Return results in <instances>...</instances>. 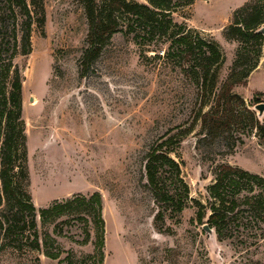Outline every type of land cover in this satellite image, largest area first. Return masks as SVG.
Returning <instances> with one entry per match:
<instances>
[{
    "label": "rangeland",
    "instance_id": "obj_1",
    "mask_svg": "<svg viewBox=\"0 0 264 264\" xmlns=\"http://www.w3.org/2000/svg\"><path fill=\"white\" fill-rule=\"evenodd\" d=\"M38 1L45 21L41 26L33 19L28 54H22L23 12L0 4V109L2 92L7 95L18 76L21 113L15 122L25 136L26 177L17 179L35 209L100 193L101 264H264V220L251 215L244 201L260 188L241 192L228 223L211 227L212 234L203 229L213 201L208 187L218 165L264 178V138L249 115L257 117L255 105L264 103V33L248 41L226 36L240 9H260L264 0H194L173 11L175 23L194 31V37L213 41L221 52L206 92L195 72L185 74L164 57L167 40L157 45L147 41L141 48L122 32L80 75L88 31L82 2ZM262 28L264 22L257 31ZM247 69L246 83L232 89L239 98L233 109L240 116L223 134L208 135L201 115L213 105L224 80ZM259 117L264 121V113ZM4 126L1 120L0 146ZM154 148L169 151L177 164L162 167L157 181L160 191L181 203L180 211L158 201L148 184L145 165ZM6 208L3 196L0 213ZM199 209L205 212L202 222L197 220ZM81 214L84 219L64 214L45 224L36 217L40 249L30 239L4 238L0 229V264H99V229L91 214ZM45 234L55 241L49 250L61 249L59 258L44 255Z\"/></svg>",
    "mask_w": 264,
    "mask_h": 264
},
{
    "label": "trees",
    "instance_id": "obj_2",
    "mask_svg": "<svg viewBox=\"0 0 264 264\" xmlns=\"http://www.w3.org/2000/svg\"><path fill=\"white\" fill-rule=\"evenodd\" d=\"M80 1L84 6L88 22L87 45L80 59V75L85 76L91 70L111 37L116 32H122L132 35L136 44L141 48L147 41L157 45L162 40H167L169 43L164 51V57L178 63L185 74L190 73L191 76H194L195 72L198 83L201 85V91L206 92L207 81L214 79L215 69L222 61L221 52L213 41L208 42L198 36L194 37V31L182 24L175 23L172 15L178 6L189 5L194 0H187L182 4L181 0H146L147 3L132 0ZM0 4L9 8H20V11L23 12L25 20L22 23V54H28L30 51V27L33 19L38 21L41 26L45 21L41 1L1 0ZM262 10H264L263 5L260 6V9L256 5H248L240 9L241 16L234 20L233 25H230L226 36L241 41L261 37V32L257 31V27L264 22V17L261 16ZM141 56H145L143 52ZM156 56L161 57L159 54ZM195 69L197 70L194 71ZM248 72L247 69L237 74L231 73L221 84L211 108L201 115L203 128L208 135L223 134L240 116L233 109L239 98L232 93V89L237 84L246 83ZM211 84L214 86L215 81H212ZM21 87L20 78L15 76L12 90L7 95L2 92L1 99L3 107L0 109V122L4 120L5 132L0 146V202L4 196L7 207L5 212L0 213L2 236L7 239L14 237L20 241L23 238L30 239L33 247L40 249L36 217H39L45 224L48 220L64 214H78V218L84 219L81 214L84 211L93 216L99 229L95 247L99 254V264H101L104 257V220L100 193H93L89 197L76 195L62 202L55 201L49 207L36 210L30 202L29 194L18 182L22 176L26 177L23 165L25 136L21 129H17L15 122L20 118L21 113ZM9 103L12 107L7 108L6 105ZM249 115L252 126L258 129L259 135L264 138V121L260 119L259 115L254 117V114L250 112ZM165 165L177 167L174 159L169 156V151L152 149L147 154L146 178L158 201L169 202L174 205L176 210L180 211L181 203L177 202L169 192L158 189V174ZM256 187L261 190L252 195H245L244 201L248 204L251 215L264 220V178L228 164L218 165L214 182L208 187L209 195L213 200L210 205L211 214L208 218L209 227L219 228L221 224L228 223L232 218L231 215L239 206L241 192L243 190L253 192ZM204 217L205 212L199 209L197 220L202 222ZM88 234L89 232L86 230L87 238ZM54 242L50 235L45 234L43 253L49 258L57 259L61 255V249L56 247V250L52 251L47 248L50 244L54 245Z\"/></svg>",
    "mask_w": 264,
    "mask_h": 264
},
{
    "label": "water",
    "instance_id": "obj_3",
    "mask_svg": "<svg viewBox=\"0 0 264 264\" xmlns=\"http://www.w3.org/2000/svg\"><path fill=\"white\" fill-rule=\"evenodd\" d=\"M260 32L264 33V28H262V29L260 30ZM255 109L258 111L259 115H262V114L264 113V103L261 102V103L256 104V105H255ZM203 229H204L206 232L210 233V234L213 233L212 228H210L208 224H204V225H203Z\"/></svg>",
    "mask_w": 264,
    "mask_h": 264
}]
</instances>
